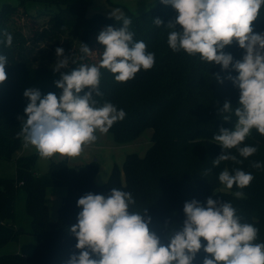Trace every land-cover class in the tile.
Wrapping results in <instances>:
<instances>
[{
	"label": "trees",
	"instance_id": "1",
	"mask_svg": "<svg viewBox=\"0 0 264 264\" xmlns=\"http://www.w3.org/2000/svg\"><path fill=\"white\" fill-rule=\"evenodd\" d=\"M93 0H18V4L4 1L0 6V29H7L13 36L10 47L0 46V53L7 55V79L0 84V160L15 158L16 176H0V247L17 240L28 232L35 237V245L30 254L12 252L0 255V264H65L71 254L77 253L76 238L70 228L76 224L81 209L77 201L86 193L107 195L111 188L132 192L138 209L148 208L151 216L150 228L165 245L169 243V226L179 231L185 219V202L195 199L202 204L207 198L230 202L242 217V222L253 224L259 229L257 242H264V166L251 167L253 161L264 165V136L255 129L244 144L255 146L258 151L251 157H239L235 149L229 150L242 160L241 164L224 161L213 167L223 151L212 139L220 128L232 129L236 122L223 120V104L228 101L235 108L239 102V89L229 75L236 76L231 68L222 70L220 65L207 64L198 56L189 57L183 51L174 53L167 44L169 21H174L176 12L160 0L148 10L135 14L124 13L132 20L130 30L136 40H143L147 50L155 53L156 62L152 69L141 70L134 79L115 82L113 75L101 69L100 91L102 96L94 97L102 106L111 102L126 112L123 121L115 123L109 130L115 142L129 143L136 140L147 128L152 129L151 143L143 156L136 152L126 155L120 168L115 164L106 182L95 181L99 162L91 160L78 165H70L67 160H51L45 172H37L35 165L37 152L16 157L24 145L17 139L21 130L20 117L29 103L23 96L26 89L41 91L42 97L48 93L60 96L62 90L55 86L60 72L54 71L57 55L48 61L37 52L43 40L52 45V50L67 47L68 40L77 42L73 50L69 69L80 64H93L89 56L83 55L80 43L90 50L99 32L107 26L122 27L121 21L100 12L86 16L87 6ZM41 3L45 7L38 11L48 16L47 25L36 29L28 36L14 25L15 15L20 8L27 13L26 4ZM155 18L163 21L161 27L153 23ZM179 25L177 28L179 29ZM256 33H264V6L261 15L253 22ZM66 45V46H65ZM234 61L242 59L244 50L235 42L226 46ZM102 57V54H101ZM100 57V60H101ZM217 76L222 80H217ZM83 93H81L82 95ZM227 168L232 172L240 168L251 172L255 179L244 188L245 198L238 199L233 193L240 189H226L220 184L218 174ZM49 187H65L57 218L50 217L47 204ZM20 190L25 192V209L30 217V227L16 225L15 205ZM202 244H206L203 241ZM208 254L201 251L193 264H203Z\"/></svg>",
	"mask_w": 264,
	"mask_h": 264
},
{
	"label": "clouds",
	"instance_id": "2",
	"mask_svg": "<svg viewBox=\"0 0 264 264\" xmlns=\"http://www.w3.org/2000/svg\"><path fill=\"white\" fill-rule=\"evenodd\" d=\"M176 12L175 20L166 25L167 44L174 52L183 51L189 57L198 56L207 64L220 65L222 70L231 68L238 75H229L239 89V102L233 107L223 104V120L236 117L234 128H220L212 139L222 147V153L213 160V167L224 161L241 164L239 157L247 159L258 148L244 144L252 130L264 136V33H256L253 22L261 15L264 0H160ZM122 27L107 26L97 37L103 46L99 66L75 63L64 55L63 48H56L58 57L54 71L60 72L55 86L62 90L41 94L38 89H26L23 96L29 103L21 119L17 139L24 146L33 147L41 159L59 160L79 157L85 148L97 139V132L107 134L112 126L126 117L123 109L111 102L97 106L94 97L102 96L99 90L101 69L108 70L115 82L125 83L135 78L141 70L148 71L155 65V53L147 50L143 40H136L130 30L132 20L119 8L111 12ZM153 23L161 27L163 21ZM179 25V29L177 28ZM13 36L7 29H0V46L10 47ZM238 44L244 50L242 59L235 60L225 51L226 46ZM79 51L85 56L93 52L87 44L80 43ZM7 55L0 53V84L7 79ZM217 80L223 82L217 76ZM81 93H83L81 95ZM262 165L253 161L251 167ZM255 179L251 172L227 168L218 174L220 184L238 191L233 195L245 198L244 188ZM81 209L77 223L70 232L76 238L73 253L65 264H193L203 248L208 255L203 264H264V242H257L259 229L242 217L230 202L207 198L206 203L193 199L185 202V219L179 231L169 226V243L161 242L150 225L148 208L138 209L132 192L111 188L107 195L86 193L77 201ZM206 241V244H202Z\"/></svg>",
	"mask_w": 264,
	"mask_h": 264
},
{
	"label": "rangeland",
	"instance_id": "3",
	"mask_svg": "<svg viewBox=\"0 0 264 264\" xmlns=\"http://www.w3.org/2000/svg\"><path fill=\"white\" fill-rule=\"evenodd\" d=\"M4 1L18 4V0H0V6ZM158 0H93L86 8V16H92L96 12H100L103 15L111 16V12L117 8L121 9L123 13L130 11L135 14L142 13L149 8L156 5ZM45 7L41 3L26 4L27 13L23 12L24 8H20L19 12L15 15L14 25L20 29H23L24 33L28 36L32 35L36 29H43L47 25L48 16L40 14L38 11L43 10ZM37 47V52L40 56L48 61V57L56 56V51L52 50V45L47 44L41 40ZM67 47L64 48V55L71 57L73 50L77 48V42L68 40ZM65 45V46H66ZM92 54L89 56L91 62L99 66L100 57L103 51V46L95 41L92 48ZM98 139L88 145L83 153L76 158H61L67 160L70 165H78V163H86L91 160H97L99 162L98 173L96 174L95 181L98 184H102L107 181L111 170L115 164L120 168L125 160L127 154L136 152L143 156L150 146L152 129L147 128L136 140L129 143H117L115 142L111 133L101 134L96 133ZM36 150L31 147L22 148L16 153V157L20 155H28ZM56 160V159H52ZM60 160V159H59ZM51 160H45L38 157L35 170L37 172H45L48 169ZM0 176L1 177H15L16 165L15 158L13 159H1L0 160ZM65 187H49L47 189V204L50 210L51 219L55 220L58 214V208L60 206L61 198L65 194ZM15 221L16 225L23 227L26 230L30 227V217L25 209V192L20 190L16 199L15 205ZM35 245V237L28 233H22L17 240L11 241L4 246L0 247V255L12 252H19L24 254H30Z\"/></svg>",
	"mask_w": 264,
	"mask_h": 264
},
{
	"label": "crops",
	"instance_id": "4",
	"mask_svg": "<svg viewBox=\"0 0 264 264\" xmlns=\"http://www.w3.org/2000/svg\"><path fill=\"white\" fill-rule=\"evenodd\" d=\"M78 164H81V163H78Z\"/></svg>",
	"mask_w": 264,
	"mask_h": 264
}]
</instances>
